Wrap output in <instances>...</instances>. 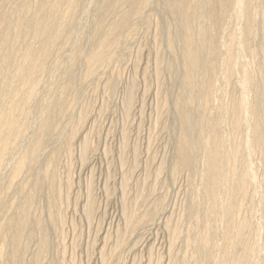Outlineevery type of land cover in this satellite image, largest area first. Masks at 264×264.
I'll list each match as a JSON object with an SVG mask.
<instances>
[{"label":"rangeland","instance_id":"rangeland-1","mask_svg":"<svg viewBox=\"0 0 264 264\" xmlns=\"http://www.w3.org/2000/svg\"><path fill=\"white\" fill-rule=\"evenodd\" d=\"M100 1L79 0L74 11V19L77 21L73 20L71 24H74H70L72 27H68L69 42L62 41L63 44L59 42V46L56 44V47H53L52 54L50 53L48 60L46 59L47 69L43 75L41 74L42 76L40 75L41 79L36 86L35 97L30 98L20 114L14 117L19 124L17 125L20 130L19 138L10 137L7 143L0 137L4 143L1 146L0 141V149H2L0 150V264H16L18 259L23 261V264H185L187 261L186 264H198L196 254H194L195 257L192 254L195 253V246L202 244L200 242L203 239V227L207 220L206 208H203L205 207L203 195H200L202 194L200 191L202 165L198 155L201 153L198 151L195 153L197 158L191 168L192 171L183 167L174 168L180 131L178 126H175L178 121L174 117L176 115L173 113V104L177 96L175 93L181 91L182 85L177 80L174 83V79L169 75L167 64L171 55L165 43L161 41L162 39L155 40V35L153 36L156 34L154 32L165 23L164 21L169 20V15L165 14L166 17H164L163 12L157 6L155 8L153 4L145 7L143 17L137 16L133 19V33L121 37L123 43L115 50L116 52L114 51L110 65L105 70L97 72V75H92L94 77L90 76L89 79L85 74V62L91 47L94 18L99 13L97 5ZM256 2L255 19L259 22L263 15L261 12L263 0H256ZM18 3L19 0H0V11L7 13L10 21L12 18L13 26L15 16L19 14ZM231 11L228 12L226 19V31L242 25L240 24L243 21L242 17L238 20ZM231 16L233 21L230 20ZM12 25L10 30L14 28ZM223 37L227 39V33ZM256 38L259 40L258 37ZM256 38L254 41L259 44ZM155 47L159 50H155ZM176 48L179 49L180 46L177 44ZM17 50L21 51L19 48ZM156 53L162 55L159 64V70L162 71L157 70L155 64L157 61H154ZM258 60H255L256 63ZM255 61L251 65V73L256 76L254 73L256 70L253 71L255 65V69L257 68ZM156 71H159V75L155 73ZM3 79L4 77L0 81ZM220 92L221 90H218L219 97L222 98L221 100L219 98V101L221 104H227L230 92L226 94ZM129 94L130 96H127ZM172 95L175 97L172 98ZM10 96V89L3 91L0 88V111L5 110L8 114L11 106ZM62 98L63 100L66 98L64 101L69 106L65 115L67 117L63 116V118L55 114L46 133L40 135L39 125L49 103L62 101ZM198 103L196 102L193 107L200 106ZM161 105L163 109H160ZM199 108L194 110L195 115L199 114L195 117L197 121L202 119ZM74 128L76 129L72 130ZM223 128L224 131L228 129L225 122ZM192 132H194L192 136L197 135V129L194 126H192ZM69 140L72 141L69 142ZM33 141H39L41 147L39 146L34 156H28L25 159L24 169L22 168L18 174L15 172L16 165L26 155ZM84 143H87L88 150L85 149L83 153L81 147ZM66 144H69L68 147H65ZM7 145L9 146L6 147ZM54 148H59L57 154L60 153L49 164V169L52 165L50 171L53 175L55 174L53 178L57 180H54V184L58 185L56 192L58 199L56 195L52 199L49 198V185H47L50 184V176L46 172V165L50 152ZM253 159H251L252 164L253 161L257 163L259 159L260 164H257L262 167H260L261 177L264 178V153L255 155ZM261 186L258 189H261ZM263 189L264 187L261 190ZM248 191H251V188H248ZM247 198L248 196L242 198L240 209L242 214L236 213L232 219L235 222L239 219L250 221L247 222L249 229L246 231L248 234L246 239L249 241L255 238L258 229L264 232V206L260 207L261 209L258 208L259 210L253 211L249 208L247 210L248 205H253V201L251 203ZM197 201L198 203H195ZM23 210L27 213L26 216V213L24 214L23 236L19 240L16 251H13L11 239L19 227L11 224V220L19 218ZM199 211L204 212V215ZM249 211L253 214L252 212L249 214ZM122 212L124 215L127 213V216H124ZM256 215L257 218H255ZM128 216L132 217L131 227L128 223L127 227L125 225L127 222L125 219ZM38 217L41 222L43 221L44 230L46 228V247L43 250H39L41 233L34 221L38 220ZM191 221L195 224H191L193 223ZM260 226L262 228H259ZM178 227L182 230L180 234H178ZM175 230L178 231L179 239L171 232ZM184 231H187V234L191 232L192 235L188 236ZM191 236L197 237L196 241ZM188 237L191 238L188 239ZM216 237L214 239L218 242L213 241L221 247L212 242L208 245L210 248L204 249L208 251V253L205 252L209 256L206 259L207 264H215L214 257L223 261L220 253L225 244L220 237ZM187 247L189 249H186ZM211 249H213L212 252ZM214 252L219 255L213 254ZM183 257L185 260L182 259ZM224 260L226 264V259ZM227 262L232 264L230 259ZM263 262L264 260L260 264Z\"/></svg>","mask_w":264,"mask_h":264},{"label":"bare ground","instance_id":"bare-ground-1","mask_svg":"<svg viewBox=\"0 0 264 264\" xmlns=\"http://www.w3.org/2000/svg\"><path fill=\"white\" fill-rule=\"evenodd\" d=\"M153 1H100L99 5H97L99 13L97 17L94 18V31L92 33L90 42L91 47L89 48V51L86 55V62L84 61L86 63L85 74L89 78L97 72L105 70L108 65H110L109 63L113 58L114 51L123 43L121 37L123 35L129 36L133 33V19L135 17L137 18V16L143 17V9L145 7L153 4L155 8L157 6V8H159L163 12V15H169V20L164 21L165 23L162 22L163 24L159 28L157 27L158 29L156 30V32H154L156 34H153V36L155 35V40L162 39L161 41L165 43V47L168 50L169 55H171L169 59L167 57V59L169 60L167 64L169 75L172 76V78L174 79L173 81L177 80V82L181 83L182 85V89L180 88L181 91L178 92L179 88H176L178 89V93H175L176 90L174 92L177 96L175 97L174 95H172V98L175 97V102L173 104V113H175L176 115L173 116L176 117L178 121V124L176 123L175 126H178L177 128H179L178 130L180 131L178 136L177 154L174 152L176 154V160H174V168L183 167L185 169H191L194 163H196L197 157L195 153L197 151L201 153L200 155H198L199 161L202 165V172L200 170L202 177V179L200 177V179L202 180L200 191H202V194L200 195H203V198H201L204 202L203 205L205 204V207L203 208H206L205 213L207 220L204 219L205 223L203 222V220H201L202 223H204V232L202 234L203 239L201 238L202 242H200L201 240L199 241L200 236L198 238V241L202 244H198L195 246L196 250L195 253H193L194 251H191L193 253L192 255L193 257H195L194 254H196L198 264H207L206 259L209 258V256L206 255L208 251L204 249H206L208 245L214 242L213 240H216L214 239L216 235H220L217 237H220V239L223 241V244H225L226 247L224 246V248L226 249L222 248V251L220 250V255L223 261H219L216 257H214L215 264H224V259H226V264H230L227 262L229 259L232 264H260L261 261L264 260V232L258 229L259 231L257 232L255 238L252 240L249 239V241H247L246 235L248 234H246V231L247 229H249V225H247V222L250 221H244L242 219L243 216L241 215L242 217L240 218L242 220L239 219L235 222V220L233 221L232 217H234L236 213L239 214L242 207L241 202H243L242 198H245L247 196V200L249 199L251 203L253 201V205H248V207L246 208L247 210L249 208L250 210L253 209L254 211V209L257 210L258 208L264 206V189L261 190L264 187V178L261 177V166H258V164H260L258 163L259 159L257 162L258 164L254 163V161L252 164L251 160L255 155L264 153V0L262 5L263 8L261 11L263 12V15L262 17L260 16L261 21L259 22H256L257 19H255L256 16L254 5H257L255 4L257 3L256 0ZM259 2L260 1H258V3ZM78 3L79 0H19V11L17 10L19 14H17V16H15V13V15L13 14L15 16L14 26L11 24V21L13 22L12 18L10 21L7 13L2 12L3 10L0 11V79L4 77V79L0 81V88L3 91L8 89L11 90V106L9 108L10 113L8 114V112H6L5 110L0 111V137L1 139L5 140V142L8 143V139L10 137H13L14 139L19 138L20 130L18 129L19 126L17 127V125L19 124L18 120H16L14 117L20 114L26 102L30 98H32L34 94H36V86L38 84V81H40L39 79H41L40 75H43V73L47 69L46 59L50 55L52 49H54L53 47H56V44L57 46H59L61 43L63 44L62 41L69 42L68 39L70 38L68 35V27L74 24L71 23L73 20H75L74 11L76 9L75 7L78 6ZM230 11L235 17H238V20L240 19L239 17H242L243 23L240 20L241 23H239L242 25H238L239 28H237L238 26H235V28L233 27L232 29L226 31V19L228 16V12ZM257 14L258 13H256V15ZM164 17H166V15ZM232 17L233 16H231V18L229 17L231 21H233ZM11 25L12 28L14 27L13 30H10ZM226 33L227 39L223 37L226 35ZM256 37H258L259 40H257ZM255 38L257 41H259V44H256V42L254 41ZM253 41L255 42V46L258 45L257 47L253 45ZM157 43H159V41ZM153 44L155 45L154 42ZM177 44L180 46L179 49L176 48ZM158 46V48H160V45ZM18 48L21 50L20 52L17 50ZM156 48L157 47H155V50H157ZM155 55L154 57L156 60L154 61H157L155 64L157 70H159V64L161 63L160 60L162 55L160 56L159 53H156ZM256 59H259L257 63L255 61ZM254 61L257 64V68L255 69L256 65L254 64L255 67L253 66L254 70L253 68L252 70H256V72H254L256 76L251 73V65H253ZM158 72L156 71L155 73L158 74ZM236 74H239V76H236ZM174 83H176V81ZM218 90H221L220 93L225 92V94L226 92H230V96L228 97L229 102L227 104H221V102L219 101L220 95L218 93ZM127 96H130V94ZM65 99L66 98H64V100ZM221 99L222 98H220V100ZM64 100L62 98V101L60 100L58 102L49 103V105L47 104L48 109L45 111V113L43 112V119L41 118L42 120L39 125L40 135L46 133V130L53 122L52 118L55 114L59 115L60 117H67L65 115L68 112L69 106L65 103L66 101ZM196 102H199L198 104H200V106L198 105L194 108L193 106ZM162 105L160 109L162 108ZM198 107H200L198 110L200 114H202V116L200 115L202 119H199L197 121V119L195 120V117H197V115L199 114L196 113L195 115L194 110ZM192 121L194 122L193 125ZM224 122L226 123V126L228 125V129L226 131H224L223 128ZM191 125L194 126L195 129H197V135L195 136L193 134L195 137L192 136V133L194 132H192ZM75 129L76 128L72 130ZM74 132L75 131H73V133ZM71 141L72 140H69V142ZM38 142H34L28 148V150L26 149V155L23 156L16 165V173L22 170V168L24 167V163H26L25 159L28 156H34L36 152H38L37 150H39L40 146ZM3 144L4 143L2 142L1 146ZM86 144L87 143H84L83 147H81L83 153L85 152V149L88 150ZM68 145L69 144H66L65 147H68ZM8 146L9 145H7L6 147ZM59 148H54L50 152L48 163L46 165V172L50 176V184L47 185H49V198L51 199L54 195H56L58 185L54 184L55 178H53V176L55 174L53 175V173L50 171V169H52V165L49 169V164L56 158V155H59L60 152L57 154ZM66 150L68 149L66 148ZM3 153H5V151ZM3 153L1 152V154ZM82 156L84 155L82 154ZM195 171L197 170L195 169ZM259 186H261V189L259 188L260 190L258 189ZM248 188H251V191H248ZM56 197L58 199L57 195ZM201 201L200 203H202ZM195 203H198V201ZM192 207L194 206L192 205ZM243 207L245 208V206ZM251 212L249 214H251ZM25 213L23 210L22 215H20L21 217L19 216V218H14L11 220V224H15L19 227H17L18 229H16V231H18L13 235L11 239L13 251H16V247L20 243L19 240L23 236L22 229H24L23 223L25 221ZM122 214L124 215L123 212ZM202 214L204 215V212ZM240 214L242 213L240 212ZM26 215L27 213L25 214V216ZM194 217L195 216L193 215V218ZM235 218L238 217L235 216ZM255 218H257V215ZM125 220L127 221L125 225L128 223L129 226L131 224L132 217L128 216ZM34 221H36V224H34L37 226L41 233V246L39 250H43L46 247V228L44 230L42 224L43 221L41 222L39 217L38 220ZM197 221L198 219L196 220V224ZM260 221L258 220V222ZM138 222H140V220ZM191 224H195V222ZM257 224L259 225V223ZM166 225L168 226V224ZM132 226L134 227V225ZM175 228H177V226ZM178 228V234H180V231L182 230H180V227ZM200 228L202 229V227ZM259 228L262 227L260 226ZM171 232H173V236L178 237V231L176 232L175 230V232ZM184 232L188 236L192 235L191 232L189 233L190 235L187 234V231ZM184 238L187 237L184 236ZM190 238L188 237V239ZM171 240H173L172 237ZM215 242L214 244H216ZM217 246L219 247L220 244ZM192 247L193 245L191 246V248ZM186 249H189V247H187ZM212 250L213 249H211V252ZM215 250L216 252H218L217 249ZM216 252H214L213 254H215ZM217 254L219 255V253H216V255ZM255 254L257 255L256 257ZM182 259H184V257ZM22 262L23 261L18 259L16 264H23ZM186 263H188V261Z\"/></svg>","mask_w":264,"mask_h":264}]
</instances>
